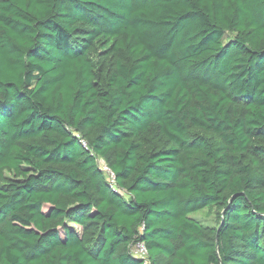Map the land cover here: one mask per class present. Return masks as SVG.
Returning a JSON list of instances; mask_svg holds the SVG:
<instances>
[{
    "label": "trees",
    "instance_id": "1",
    "mask_svg": "<svg viewBox=\"0 0 264 264\" xmlns=\"http://www.w3.org/2000/svg\"><path fill=\"white\" fill-rule=\"evenodd\" d=\"M137 242L264 264V0H0V264Z\"/></svg>",
    "mask_w": 264,
    "mask_h": 264
},
{
    "label": "built area",
    "instance_id": "2",
    "mask_svg": "<svg viewBox=\"0 0 264 264\" xmlns=\"http://www.w3.org/2000/svg\"><path fill=\"white\" fill-rule=\"evenodd\" d=\"M102 168L104 169V171H106L110 178L113 179V174L112 172H110V170L106 167V166H102ZM132 251L134 252V255H136L138 258L142 259L144 264L148 263L147 260V250H146V246L144 245V243L142 242H137L132 246Z\"/></svg>",
    "mask_w": 264,
    "mask_h": 264
},
{
    "label": "rangeland",
    "instance_id": "3",
    "mask_svg": "<svg viewBox=\"0 0 264 264\" xmlns=\"http://www.w3.org/2000/svg\"><path fill=\"white\" fill-rule=\"evenodd\" d=\"M193 215V214H192ZM197 220L201 221L204 224L207 225H213L214 224V214H211L207 216L206 211H201L199 213H196L193 215Z\"/></svg>",
    "mask_w": 264,
    "mask_h": 264
}]
</instances>
